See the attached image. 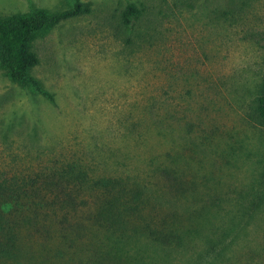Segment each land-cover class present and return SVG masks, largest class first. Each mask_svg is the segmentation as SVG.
I'll use <instances>...</instances> for the list:
<instances>
[{
    "label": "rangeland",
    "instance_id": "374dc122",
    "mask_svg": "<svg viewBox=\"0 0 264 264\" xmlns=\"http://www.w3.org/2000/svg\"><path fill=\"white\" fill-rule=\"evenodd\" d=\"M81 2L90 14L32 42L39 64L30 74L54 103L0 69V178L81 158L145 184L162 211L208 215L209 226L181 247L137 236L107 243L98 261L73 253V264H264V211L249 209L264 193V127L254 112L264 0ZM128 3L142 15L124 27ZM71 4L0 0V18ZM157 167L177 171L193 190L169 191Z\"/></svg>",
    "mask_w": 264,
    "mask_h": 264
},
{
    "label": "trees",
    "instance_id": "16d2710c",
    "mask_svg": "<svg viewBox=\"0 0 264 264\" xmlns=\"http://www.w3.org/2000/svg\"><path fill=\"white\" fill-rule=\"evenodd\" d=\"M90 13L89 4L72 0L66 10L33 9L0 18V69L21 88L54 103V95L30 74L39 64L32 42L39 33ZM141 15L140 8L128 3L121 23L130 27ZM254 112L264 127V75ZM157 171L169 191L184 195L193 190L189 187L193 182L183 180L177 171L167 167ZM147 192L145 184L130 176L107 175L81 158L46 163L36 173L21 177H2L0 264H50L53 260L73 264L71 255L76 252L98 261L106 254L107 243L121 244L137 236L161 246L181 247L209 226L205 208L162 211ZM249 209L251 214L264 211L263 192Z\"/></svg>",
    "mask_w": 264,
    "mask_h": 264
}]
</instances>
